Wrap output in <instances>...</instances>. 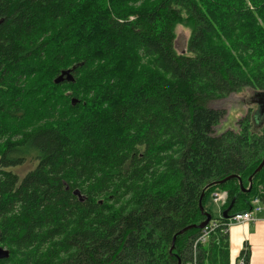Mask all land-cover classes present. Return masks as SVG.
<instances>
[{"label": "trees", "instance_id": "1", "mask_svg": "<svg viewBox=\"0 0 264 264\" xmlns=\"http://www.w3.org/2000/svg\"><path fill=\"white\" fill-rule=\"evenodd\" d=\"M245 89L264 93V0H0V264L183 262L199 201L215 219L226 191L224 223L264 198V113L215 133L209 107ZM227 235L198 264H230Z\"/></svg>", "mask_w": 264, "mask_h": 264}, {"label": "rangeland", "instance_id": "2", "mask_svg": "<svg viewBox=\"0 0 264 264\" xmlns=\"http://www.w3.org/2000/svg\"><path fill=\"white\" fill-rule=\"evenodd\" d=\"M175 34H176V39H175L176 50L185 51L189 30L181 25H178L175 28ZM253 93H254L253 90L245 89L241 92L231 94L223 99H216L209 102L210 108L223 109L224 111V114L221 116L218 125L214 127L215 133H219L225 129L235 127L237 120L242 116H244L246 113H253V111L255 113L258 112L255 102L252 103L250 100V97L253 95ZM32 167L33 164L25 163L21 166L12 168L11 170H13L19 176H22ZM205 206L207 209L211 211L213 217L217 218V216L219 215L220 205L218 202H215L213 200L211 195L209 198H207ZM228 228H230V226ZM190 257H191L190 253H188L185 259H189Z\"/></svg>", "mask_w": 264, "mask_h": 264}, {"label": "crops", "instance_id": "3", "mask_svg": "<svg viewBox=\"0 0 264 264\" xmlns=\"http://www.w3.org/2000/svg\"><path fill=\"white\" fill-rule=\"evenodd\" d=\"M256 208L251 212L253 221L234 224L228 229L230 264L237 263L244 247L249 251V264H264V207L258 203Z\"/></svg>", "mask_w": 264, "mask_h": 264}, {"label": "built area", "instance_id": "4", "mask_svg": "<svg viewBox=\"0 0 264 264\" xmlns=\"http://www.w3.org/2000/svg\"><path fill=\"white\" fill-rule=\"evenodd\" d=\"M227 194L225 191H220V192H215L212 195V198L215 202H218L219 205L221 206L225 200H226ZM260 203L262 207H264V199L259 200L255 199L252 202V210L251 211H246V212H241V213H236L234 214L229 220L227 221L225 227H224V232H228V227L234 224L240 225L244 224L247 222L253 221V217L251 216V212L253 210H257L256 205ZM219 226V223L216 221H211L209 222L204 228L200 230V232L193 238L194 240H191L190 244V258L185 259L181 264H198V248L200 244H205L206 241L209 239L211 232ZM238 264H243V258L238 259Z\"/></svg>", "mask_w": 264, "mask_h": 264}, {"label": "water", "instance_id": "5", "mask_svg": "<svg viewBox=\"0 0 264 264\" xmlns=\"http://www.w3.org/2000/svg\"><path fill=\"white\" fill-rule=\"evenodd\" d=\"M74 69V67L70 68V69H66V70H62L59 75L57 77L54 78L53 82L55 84L57 83H60L62 81H69V82H72L74 81V78H73V75H72V70ZM251 102H255L258 106V115H262L264 113V93H260V92H255L253 94V96L251 97ZM76 99L72 98L71 99V104L74 105L76 103ZM264 165V159L261 161V163L257 166V168L255 169V173L260 171L261 168L263 167ZM235 175H229L227 177H225L224 179H222L220 182H225L231 178H234ZM248 181H249V185H251V181H252V176L248 178ZM239 184H240V188L242 191H245V190H249L250 189V186L249 188L245 189L242 185H241V182L239 181ZM73 193L75 195H77L79 198H80V194L78 192V190H74ZM199 209L200 211L202 212V214L205 216V219L200 222L199 224H194V225H188V226H185L184 228H182L178 234H182L184 233L185 231L189 230V229H192V228H196V229H202L210 220H211V214L204 211L203 210V207L201 205V201H199ZM223 217L224 218H227L228 216L225 214V211L222 213ZM175 238L176 236L174 235L172 237V240H171V246L169 248V253H172V250L174 248V241H175ZM9 256V251L0 247V260L1 259H4V258H8ZM176 264H181V260L179 258H177V263Z\"/></svg>", "mask_w": 264, "mask_h": 264}, {"label": "bare ground", "instance_id": "6", "mask_svg": "<svg viewBox=\"0 0 264 264\" xmlns=\"http://www.w3.org/2000/svg\"><path fill=\"white\" fill-rule=\"evenodd\" d=\"M255 92H257V91H254V93H255ZM241 185H242V184H241ZM239 186H240V184H239ZM249 186H251V185H249ZM249 186H248V188H249ZM240 189H241V188H240ZM245 189H247V188H245ZM241 191H242V190H241ZM245 191H246V190H245ZM215 192H220V191L217 190V191H215ZM215 192H213V193H215ZM225 192H226V191H225ZM213 193H212V195H213ZM226 194H227V193H226ZM255 199H259V198H255ZM255 199H253V201H254ZM263 199H264V198H263ZM259 200H260V199H259ZM253 201H252V202H253ZM243 212H246V211H243ZM237 213H241V212H237ZM234 214H236V213H234ZM234 214H232L231 216L227 217V218H226V221H225L224 223L220 222V219H216V218H215V219H212V218H211V220H210L209 222H211V221H216L217 223H219V226H218V227H221V228H222V231L224 232V227H225L227 221H228L229 218H231ZM209 222H208V223H209ZM208 223H207V224H208ZM207 224H206V225H207ZM206 225H205V226H206ZM205 226H204V227H205ZM204 227H203V228H204ZM218 227H217V228H218ZM215 229H216V228H215ZM215 229H214L213 231H215ZM199 230H201V229H199ZM213 231H212L211 233H213ZM199 232H200V231H199ZM224 233H226V232H224ZM200 245H202V244H200ZM200 245H199V246H200ZM0 247H1V246H0ZM2 248H3V247H2ZM4 249H6V248H4ZM198 249H199V248H198ZM6 250H7V249H6Z\"/></svg>", "mask_w": 264, "mask_h": 264}, {"label": "flooded vegetation", "instance_id": "7", "mask_svg": "<svg viewBox=\"0 0 264 264\" xmlns=\"http://www.w3.org/2000/svg\"><path fill=\"white\" fill-rule=\"evenodd\" d=\"M253 94H254V93H253ZM252 96H253V95H252ZM252 96H251V97H252ZM251 97H250V99H251ZM255 104H256V103H255ZM256 106H257V104H256ZM257 110H258V106H257ZM257 113H258V112H257ZM257 113H255V112L253 111V114H254V115H258Z\"/></svg>", "mask_w": 264, "mask_h": 264}]
</instances>
